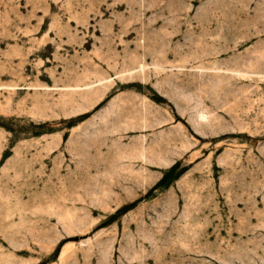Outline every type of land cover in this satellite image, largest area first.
I'll return each mask as SVG.
<instances>
[{
    "label": "rangeland",
    "instance_id": "rangeland-1",
    "mask_svg": "<svg viewBox=\"0 0 264 264\" xmlns=\"http://www.w3.org/2000/svg\"><path fill=\"white\" fill-rule=\"evenodd\" d=\"M0 264H264V0H0Z\"/></svg>",
    "mask_w": 264,
    "mask_h": 264
}]
</instances>
